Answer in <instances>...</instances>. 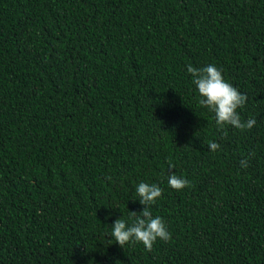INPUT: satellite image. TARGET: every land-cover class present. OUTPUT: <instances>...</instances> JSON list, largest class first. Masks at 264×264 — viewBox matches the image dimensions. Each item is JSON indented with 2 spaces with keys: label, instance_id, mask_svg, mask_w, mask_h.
<instances>
[{
  "label": "trees",
  "instance_id": "16d2710c",
  "mask_svg": "<svg viewBox=\"0 0 264 264\" xmlns=\"http://www.w3.org/2000/svg\"><path fill=\"white\" fill-rule=\"evenodd\" d=\"M189 64L256 124L219 130ZM141 182L151 251L108 237ZM0 264H264V0H0Z\"/></svg>",
  "mask_w": 264,
  "mask_h": 264
},
{
  "label": "clouds",
  "instance_id": "9594fccd",
  "mask_svg": "<svg viewBox=\"0 0 264 264\" xmlns=\"http://www.w3.org/2000/svg\"><path fill=\"white\" fill-rule=\"evenodd\" d=\"M187 72L191 75L192 83L198 91L200 97L198 104L215 114V122L219 130L225 129L226 126H232L242 131L250 130L256 124L255 119L241 120L237 109L245 105L247 96L241 94L237 88L227 82L222 75V70L216 65L208 64L202 68H196L189 64ZM226 134L224 132V135ZM208 148L215 152L219 148V144L211 142ZM248 159L241 160L242 168L248 166ZM107 179L110 180L111 177H107ZM168 185L176 191H181L189 185V181L170 173ZM135 191L139 197V203L144 206L143 210L139 213L130 212V218H132L130 225L121 217L114 220L108 237L110 240L114 239L121 248L130 243H141L147 251H151L158 239L167 242L171 238V233L167 230L162 218L153 217L151 211V207L161 197L162 189L154 183L141 182Z\"/></svg>",
  "mask_w": 264,
  "mask_h": 264
}]
</instances>
